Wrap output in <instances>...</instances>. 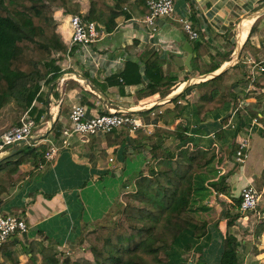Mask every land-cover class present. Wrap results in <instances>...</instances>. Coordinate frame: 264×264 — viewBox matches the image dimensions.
Wrapping results in <instances>:
<instances>
[{
    "label": "crops",
    "instance_id": "obj_1",
    "mask_svg": "<svg viewBox=\"0 0 264 264\" xmlns=\"http://www.w3.org/2000/svg\"><path fill=\"white\" fill-rule=\"evenodd\" d=\"M174 1L175 16L158 19L153 30L142 22L149 13L148 1L132 0L125 9L129 17H119L114 30L106 31L108 37L92 48L95 61L86 59L77 48L70 50V15L62 10L56 14L61 36L60 47L52 56L56 69L41 81L31 108L22 111L23 116L29 113L35 119L37 128L25 145L0 148V157L22 148L36 152H47L51 147L59 150L52 164L44 160L36 167L25 158L15 175L24 176V180L0 202V213L26 218L29 231L18 236L24 245L27 241L43 242L68 256L85 248L83 238L106 219L114 206H120L150 162L153 142L145 136H152L157 129L175 131L183 125L189 141L218 155L211 170L204 173V191L198 193L193 205L197 218L207 223V236L184 256L183 264H219L228 235L239 242L241 264H264V74H253L248 64L264 60V0ZM183 19L199 31L200 41L189 40L179 22ZM187 43L193 48L192 72L175 62L188 56L184 50ZM239 50V64L227 68ZM197 57L201 65L195 64ZM128 63L135 66L128 67ZM213 68L217 70L211 72ZM226 68L222 83L230 91V100L200 111V99L216 85L193 79ZM155 69H160L161 76L175 79L173 88L164 95L149 88L153 78H158ZM124 70L126 82L120 79ZM198 70L207 72L201 74ZM76 105L86 107L88 117L108 109L132 112L142 120V135L138 139V132L123 129L108 135L73 136L65 141L62 133L70 126L69 115ZM176 105L181 108L179 116H163L174 111ZM18 111L11 104L0 113V120L16 116ZM17 120L13 123L16 126L20 122ZM248 133L251 150L245 166L239 167L235 152ZM168 141L157 142L169 146ZM222 178L229 192L217 194L210 184ZM251 185L260 194L257 212L250 213L247 221L239 218L230 227L226 215L237 212L235 204L241 200L242 189ZM30 231L37 234L31 237Z\"/></svg>",
    "mask_w": 264,
    "mask_h": 264
},
{
    "label": "trees",
    "instance_id": "obj_2",
    "mask_svg": "<svg viewBox=\"0 0 264 264\" xmlns=\"http://www.w3.org/2000/svg\"><path fill=\"white\" fill-rule=\"evenodd\" d=\"M131 1L110 0L109 3L108 0H90V10L84 19L97 23L110 33L119 17H129L125 9ZM147 1L143 0L144 3ZM53 7L63 8L68 15L81 12L73 0H0V113L11 104L23 112L29 110L40 91L41 81L56 69L52 54L60 47L61 36L57 28H52L55 25ZM36 20L43 25H37ZM48 31L52 36H47ZM31 49L37 54H29ZM198 49L196 45L195 50ZM37 56L41 59H35ZM194 62L201 65L198 57ZM42 64L47 69L46 73L40 68ZM127 66L135 64L128 63ZM205 70L198 71L206 74ZM216 70L213 68L211 72ZM153 72L158 78H153L149 88L162 95L169 92L175 79L161 76L160 69ZM126 77L124 70L120 75L121 81L126 82ZM223 77L211 80L216 89L200 99V111L217 108L230 100V91L222 84ZM180 114L181 108L176 105L174 111H167L163 116L171 118ZM136 132L140 134L139 130ZM186 132L187 128L179 125L175 131L157 129L152 136H145L147 141L153 142L149 149L150 162L138 175L135 191L125 194L129 197L123 209V214L136 224L123 222L116 228L96 229L86 235L82 243L88 240L92 243L94 264H183L184 256L194 249L199 239L207 236V223L197 218L193 205L198 193L204 191L203 175L211 170L218 155L193 144ZM168 139L177 142L173 146L157 142ZM45 153L22 148L0 162V202L10 189L24 180V176L15 178V175L25 158L38 167L44 163ZM210 187L217 194L229 192L225 178L210 184ZM240 203L239 199L235 204L236 213L226 215L230 227L242 217ZM18 249L28 255L26 264H38L39 257L41 264L71 263L70 257L60 261L54 245L44 246L43 242L37 241L24 245L16 236L0 248L4 260L0 264H21ZM75 264L91 263L79 261ZM219 264H241L239 242L235 236L226 237Z\"/></svg>",
    "mask_w": 264,
    "mask_h": 264
},
{
    "label": "built area",
    "instance_id": "obj_3",
    "mask_svg": "<svg viewBox=\"0 0 264 264\" xmlns=\"http://www.w3.org/2000/svg\"><path fill=\"white\" fill-rule=\"evenodd\" d=\"M82 5L88 3V0H78ZM148 15L142 21L151 29H155L156 21L161 18H173L176 13L174 0H149L147 3ZM85 11L82 10L79 15H70V25L72 30V38L70 42V50L79 49L86 59H93L92 48L100 40L108 37V33L97 23L87 22L84 19ZM182 25L183 32L190 41H200V33L196 30L189 20H179ZM93 61H95L93 59ZM250 69L253 72L264 74V60L250 61ZM254 74V73H253ZM238 110L235 111L237 113ZM70 126L63 131L65 141L73 136H99L108 135L113 132L128 129L130 133H135L143 128L142 120L127 110L114 111L108 109L101 115L88 117L86 107L76 105L73 107L70 115ZM257 122V119L254 120ZM37 128L35 119L25 114L19 125L6 131L0 139L1 149L17 147L21 142L32 137ZM251 150V136H245L238 144L235 152V164L239 167L245 166L249 152ZM59 155L57 147H51L44 156L46 164H52ZM44 165H41L42 169ZM240 212L242 219L247 221L250 213L257 212L260 204V194L254 186H247L241 191ZM29 226L26 218L21 214H3L0 213V248L11 240L14 236H22L27 234Z\"/></svg>",
    "mask_w": 264,
    "mask_h": 264
},
{
    "label": "rangeland",
    "instance_id": "obj_4",
    "mask_svg": "<svg viewBox=\"0 0 264 264\" xmlns=\"http://www.w3.org/2000/svg\"><path fill=\"white\" fill-rule=\"evenodd\" d=\"M108 1H109V3H111L110 0H108ZM73 3H75V4L80 6V11H82L84 9L86 14L90 10V0H88V3H86L85 5H82L81 3H79L78 0H73ZM51 10H52L53 19H54V22H55V25L54 26L52 25V28L55 29V28H57L56 14L60 10H62L63 12H65V10L63 8H59V7H53ZM36 21H37L36 22L37 25H43V22H39L38 20H36ZM50 30H52V29H50ZM47 36L48 37L52 36L51 32L48 31L47 32ZM56 51L57 50H53V54L52 55H54V53H56ZM32 53L37 54V52H34L31 49V52L29 54H32ZM39 57L40 56H37L35 59L40 60L41 58H39ZM40 68H41V70L44 69L43 64L40 65ZM18 112L21 114V116H20L19 113H17L16 116L14 114V115H10L8 117L6 116L4 118V120L3 119L0 120V124H1V122H3V124H1L0 127L4 125L3 126V130L0 131V135L4 134L6 131H8V130H10L13 127L16 126L15 124H13L14 120L16 119V117H18V120L21 121L23 113L20 110ZM168 140H169L168 141L169 142V146H173L177 142V141L171 140V139H168ZM128 191L134 192L135 189L134 188L132 190L129 189ZM126 195H124L123 202L120 203V206L119 205L114 206V208L111 210V212L107 215L106 219L104 221L100 222L99 224H96V227L94 228L93 231H95L96 229H101V228H116L120 223H123V222H129V223L136 224L135 221H133L132 219L129 220L123 214V209L125 208V202L128 200V197H129V196H126ZM30 233H31V237L33 235L37 234V233L31 232V231H30ZM15 238H16V236H14L12 239H15ZM18 240H20V238H18ZM20 241H23V240H20ZM28 243L29 242L27 241L26 244H28ZM91 246H92V243L88 240L86 242V247L85 248H80L79 250H76L75 254L71 255V256H68L67 252L58 251V249H56V252H57V255H59L60 261L64 260L67 257H70L71 263H69V264H75V263H77L79 261H89L91 264H94L95 263V258H94L93 254L91 252ZM18 250H19L18 251L19 252V260H20L21 264H26L28 262V259H29L28 255L23 254L20 249H18ZM39 259H40V262H38V264H41V260L42 259L40 257H39ZM3 261H4L3 260V256H2V253L0 252V262H3ZM64 261H66V259ZM10 264H12V263H10ZM62 264H66V262H64Z\"/></svg>",
    "mask_w": 264,
    "mask_h": 264
},
{
    "label": "water",
    "instance_id": "obj_5",
    "mask_svg": "<svg viewBox=\"0 0 264 264\" xmlns=\"http://www.w3.org/2000/svg\"><path fill=\"white\" fill-rule=\"evenodd\" d=\"M184 50L186 51V53H188V56L185 58V59H182V58H178L175 60V62L180 65V66H184V67H187L189 69L190 72L193 71V68H192V60H193V48L191 47L190 43H187V47L184 48ZM239 56H240V50L238 51V53L236 54V58L235 60H233L231 62V64L229 65V67L227 68H231V67H235L237 64H239ZM224 69L223 71H221L220 73H214V74H210V75H207V76H202V77H199V78H196V79H193V82L194 80H206V81H211L219 76H221L226 70ZM191 82V83H193ZM176 97H173L171 100L175 99ZM28 142V140L26 141H23L21 142L17 147L19 146H23L25 145L26 143ZM2 143H0V146H1ZM17 152V149H14L13 151H11L10 153H8L7 155H4V156H1L0 157V162L2 161H5L7 160L8 158L12 157L14 154H16Z\"/></svg>",
    "mask_w": 264,
    "mask_h": 264
},
{
    "label": "bare ground",
    "instance_id": "obj_6",
    "mask_svg": "<svg viewBox=\"0 0 264 264\" xmlns=\"http://www.w3.org/2000/svg\"><path fill=\"white\" fill-rule=\"evenodd\" d=\"M243 32H244V35H245L246 32H247V26H246V28H244ZM180 89H181V88H180ZM182 89H183V88H182Z\"/></svg>",
    "mask_w": 264,
    "mask_h": 264
}]
</instances>
